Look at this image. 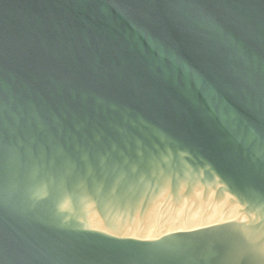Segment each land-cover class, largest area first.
<instances>
[{"label":"water","instance_id":"obj_1","mask_svg":"<svg viewBox=\"0 0 264 264\" xmlns=\"http://www.w3.org/2000/svg\"><path fill=\"white\" fill-rule=\"evenodd\" d=\"M0 264H264V0H0Z\"/></svg>","mask_w":264,"mask_h":264}]
</instances>
